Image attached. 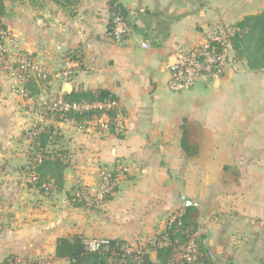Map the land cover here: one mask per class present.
<instances>
[{
    "label": "crops",
    "instance_id": "crops-1",
    "mask_svg": "<svg viewBox=\"0 0 264 264\" xmlns=\"http://www.w3.org/2000/svg\"><path fill=\"white\" fill-rule=\"evenodd\" d=\"M110 1L81 0L68 13L51 0H5L0 264L10 257L70 264L54 257L61 237L145 248L187 205L198 210L193 238L201 237L213 264H264V69L237 62L189 91L168 86L182 52L219 26L230 32L244 16L263 11L264 0H115L127 27L121 42L109 29ZM21 59L34 69L16 72ZM32 75L40 88L35 95L25 88ZM96 90L115 96L120 132L100 114L81 126L52 118L49 108L43 114L45 106L66 102L64 94ZM102 121L109 122L106 131ZM34 123L52 125L67 151L60 193L42 194L26 184V133ZM185 135L194 156L182 147ZM104 174L110 176L106 187L100 186ZM73 193L72 200L85 195L88 201L73 206ZM25 195L52 200L50 222L15 216ZM149 257L156 261L155 252Z\"/></svg>",
    "mask_w": 264,
    "mask_h": 264
},
{
    "label": "trees",
    "instance_id": "trees-1",
    "mask_svg": "<svg viewBox=\"0 0 264 264\" xmlns=\"http://www.w3.org/2000/svg\"><path fill=\"white\" fill-rule=\"evenodd\" d=\"M22 2L23 0H11ZM35 1V0H33ZM57 6L72 11L81 0H51ZM110 10L124 16V11L119 8L115 0H111ZM6 15L5 0H0V28L1 20ZM112 33V23L109 24ZM222 29V28H220ZM230 38L233 50V59L236 62H245L246 66L253 71L264 69V10L244 16L230 29ZM43 80L40 81L42 83ZM36 78L26 76L25 88L31 95L39 92ZM66 102H98L114 101L115 96L106 90L76 91L64 94ZM116 110L106 111L107 117L113 119ZM95 113H73L55 112L52 118L57 120H70L81 126L82 123L92 121ZM50 117V116H49ZM30 141V153L28 165L25 170L30 175L27 178V186L37 189L40 193H60L64 186V170L67 151L60 146L61 135L52 125H37L28 137ZM186 135L182 140V147L187 155L194 156L197 151L189 150ZM58 146V147H56ZM56 147V148H55ZM49 186V187H47ZM75 193L68 195V200L73 206H83L84 202L73 203ZM198 210L195 206L187 205L180 215H174L173 221L169 222L165 230L157 237L154 244L145 248H131L120 240H104V244L98 245L96 249H90L82 236L71 238L61 237L56 240L54 257L66 260L70 264H182L177 263L174 255L177 248L182 247L197 232ZM198 244L199 264H213L209 249L201 242V237L196 238ZM150 252H155L156 261L149 257ZM1 264H18L12 257ZM186 264V263H185Z\"/></svg>",
    "mask_w": 264,
    "mask_h": 264
},
{
    "label": "built area",
    "instance_id": "built-area-1",
    "mask_svg": "<svg viewBox=\"0 0 264 264\" xmlns=\"http://www.w3.org/2000/svg\"><path fill=\"white\" fill-rule=\"evenodd\" d=\"M112 36L116 42H121L126 33V23L119 14L112 13ZM6 36V32L0 30V53L3 51L1 41ZM205 40V39H204ZM143 48H147V44L141 45ZM237 64L233 59V50L231 44L230 33L216 28L210 35L207 36L205 42L199 43L192 48H189L185 52H182L175 66L171 69V77L169 81V88L176 93L186 92L193 88L195 83L199 80L210 78L221 77L227 72L231 71ZM33 66L28 62L27 59H21L18 71L33 70ZM42 79L44 76L40 75ZM114 103L112 101H98V102H62L58 101L53 105L49 106V110L52 112H66L73 113H95L106 117V111L113 109ZM111 124L114 126L116 132L122 130L121 120L118 114L115 115ZM109 127V122H100V130L106 131ZM110 176L107 174L103 175L104 186L106 187L109 183ZM80 199L87 201L85 195H81ZM173 221L171 218L170 222ZM96 247L90 249H96L98 245L104 244L101 241H96ZM179 251L183 252L180 258L187 264H196L199 253L198 244L193 237H191L184 246L178 248ZM176 255V254H175ZM18 264H22L18 262ZM197 264H199L197 262Z\"/></svg>",
    "mask_w": 264,
    "mask_h": 264
},
{
    "label": "rangeland",
    "instance_id": "rangeland-1",
    "mask_svg": "<svg viewBox=\"0 0 264 264\" xmlns=\"http://www.w3.org/2000/svg\"><path fill=\"white\" fill-rule=\"evenodd\" d=\"M112 16V15H111ZM110 23H111V21H110ZM220 27V26H219ZM213 28H215V27H213ZM212 31H215V30H211L210 32H208L207 34H205V37H204V39L206 40L207 39V36L208 35H210L211 33H212ZM201 40L200 41V43H202V42H205V40ZM13 66V65H12ZM210 77H208V78H206V79H209ZM41 105V106H40ZM40 105H38V108H37V106H36V108L37 109H40V110H43L42 108L45 106V105H42V104H40ZM48 108H49V106L47 105V107L45 106V108H44V115H46L47 116V114H45V112L46 113H48ZM35 110V109H34ZM33 111V110H32ZM41 125H43V124H41ZM36 126H37V124L36 123H34L33 124V127L31 128V130H35V128H36ZM44 126V125H43ZM30 130V131H31ZM29 131V132H30ZM29 133L27 134L26 133V136H28L29 137ZM30 141H31V139H30ZM29 153H30V150H29ZM24 172V171H23ZM24 175H25V181H27V178L29 179V174L27 173V171H25V173H24ZM100 186H104V183H101V185ZM47 187H49V186H47ZM35 191L36 192H39L37 189H35ZM53 192H49V193H47V194H52ZM49 196L50 195H48L47 197L49 198ZM33 197V195H29V196H27V195H25V197H24V199L21 201V203H20V205H19V209L22 207V209H20L19 210V213L17 212V213H15L14 215L15 216H17V215H19L20 213L21 214H23V215H26V218L27 219H29V220H32V219H38L39 221H41L42 220V222L43 223H48V222H50L51 221V217H50V213H49V208H50V206H49V201H50V204H51V202H52V200L51 199H49V200H42V201H37L36 199H34V198H32ZM87 201H88V199H86ZM82 201V199H80V200H78V199H76V200H72V202L74 203H79V202H81ZM39 202H42L41 204H39ZM89 203H91V201L89 202ZM1 210V209H0ZM28 216V217H27ZM62 217H64V214L63 215H59V217H57L58 218V220L59 219H61ZM25 218V219H26ZM5 219V218H4ZM6 219H9V217L8 218H6ZM0 220H2V218H1V216H0ZM6 221V220H5ZM1 227V226H0ZM86 244H87V246L89 247V248H95L96 246V241H87L86 240ZM183 252V250L182 251H179V249L177 248V251H176V255H177V257H178V259H176V261H177V263H182V264H185V262L183 261V259L182 258H180V255H181V253ZM180 254V255H179ZM175 256V255H174ZM42 256H40V258H41ZM20 263H22V264H51V260H50V258H48V257H42L41 259H38L37 261L35 260V261H30V262H25V261H19ZM187 264V263H186ZM196 264H197V262H196Z\"/></svg>",
    "mask_w": 264,
    "mask_h": 264
},
{
    "label": "water",
    "instance_id": "water-1",
    "mask_svg": "<svg viewBox=\"0 0 264 264\" xmlns=\"http://www.w3.org/2000/svg\"><path fill=\"white\" fill-rule=\"evenodd\" d=\"M64 92L65 93H69L70 92V86L67 85L66 87H64Z\"/></svg>",
    "mask_w": 264,
    "mask_h": 264
}]
</instances>
